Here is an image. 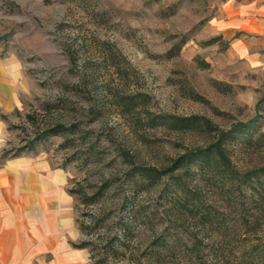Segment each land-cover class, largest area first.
Here are the masks:
<instances>
[{"label":"rangeland","instance_id":"1","mask_svg":"<svg viewBox=\"0 0 264 264\" xmlns=\"http://www.w3.org/2000/svg\"><path fill=\"white\" fill-rule=\"evenodd\" d=\"M10 96L0 168L31 159L58 171L88 264H264V0H0ZM168 115L202 123L175 128ZM239 123L225 146L240 188L196 167L175 206L168 178L133 182V165L170 166ZM99 190L100 203L84 202ZM154 236L180 245L153 257Z\"/></svg>","mask_w":264,"mask_h":264},{"label":"crops","instance_id":"2","mask_svg":"<svg viewBox=\"0 0 264 264\" xmlns=\"http://www.w3.org/2000/svg\"><path fill=\"white\" fill-rule=\"evenodd\" d=\"M15 104L16 97L0 99ZM41 169L31 159L0 168V264H88L86 248L73 246L79 230L62 178Z\"/></svg>","mask_w":264,"mask_h":264},{"label":"trees","instance_id":"3","mask_svg":"<svg viewBox=\"0 0 264 264\" xmlns=\"http://www.w3.org/2000/svg\"><path fill=\"white\" fill-rule=\"evenodd\" d=\"M217 38L214 37L210 39L209 41H215ZM208 41V42H209ZM160 122L167 124L169 126L175 127V128H191L195 124H198L199 122L202 123V119H200L197 116L193 117H174V116H164L159 117ZM206 122V121H205ZM243 124L235 125L234 127L228 129V130H221L218 133L217 139L215 141L210 142L205 147H196L192 150H190L187 153H184L180 155L178 158L174 159L172 164L170 166H166L164 168L157 169L155 167L150 166H143V165H133V182L137 187L143 184L146 186L155 185L158 184L161 180V178L166 177L168 180L166 181V186L168 187L174 194V196H169L168 200H170L172 205L178 206L182 203V199L180 195H177L181 193V179L189 175L191 171H194V169L197 167L200 169L201 172H205L208 174H218V176L221 179L230 177L232 178V184H235V187H239L242 181V178L240 175L237 177L236 173L234 171H231L229 168V159L226 154V146L225 142L232 136V134L238 129L239 126H242ZM264 171V169H260ZM174 171H178L177 174H174ZM248 180H257L256 177V171L250 172L248 171ZM144 186V185H143ZM171 187V188H170ZM240 188V187H239ZM101 190L93 192V194L86 199H84V202L89 203H100L102 201L101 196ZM253 194V191L250 192ZM122 201L120 204L122 206H125L128 202L127 196H123ZM130 202V201H129ZM142 209H134L133 210V219H139V217L142 216ZM152 218H148L149 221H151ZM113 225V223H111ZM114 224H117L114 222ZM80 229H85L89 227L88 225H83V222L80 224ZM174 228H180L181 226L176 225L173 223ZM128 233V226L126 223L122 224V231L121 235L124 237ZM178 235V234H177ZM180 237L173 236L169 241L165 239V237L161 236H154L152 240V246L150 249V255L153 257H158L160 255V252L163 250H169L171 248L179 247L178 244L180 241ZM119 241V237L117 236L116 232L110 237L108 240H106V243L104 244V249L102 252V257L106 258L110 254L112 255L114 251L116 252V246L114 242ZM89 242L81 239L76 243H73V246L80 247V248H88ZM90 259L92 260V255L90 256ZM101 261L95 260L92 261L91 264H99ZM90 264V263H89Z\"/></svg>","mask_w":264,"mask_h":264}]
</instances>
